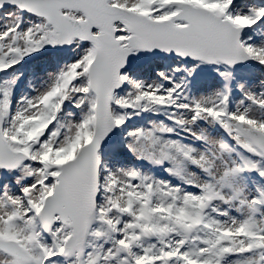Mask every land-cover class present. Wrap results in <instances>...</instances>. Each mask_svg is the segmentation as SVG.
<instances>
[{"label":"snow or ice","instance_id":"snow-or-ice-1","mask_svg":"<svg viewBox=\"0 0 264 264\" xmlns=\"http://www.w3.org/2000/svg\"><path fill=\"white\" fill-rule=\"evenodd\" d=\"M0 264H264V0H0Z\"/></svg>","mask_w":264,"mask_h":264}]
</instances>
